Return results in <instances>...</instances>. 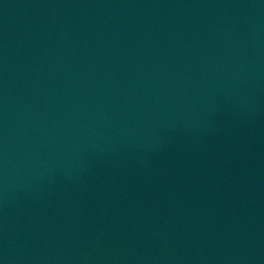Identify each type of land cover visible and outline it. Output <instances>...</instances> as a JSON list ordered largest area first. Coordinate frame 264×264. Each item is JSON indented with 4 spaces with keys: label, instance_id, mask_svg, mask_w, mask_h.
<instances>
[{
    "label": "water",
    "instance_id": "water-1",
    "mask_svg": "<svg viewBox=\"0 0 264 264\" xmlns=\"http://www.w3.org/2000/svg\"><path fill=\"white\" fill-rule=\"evenodd\" d=\"M0 264H264V0H0Z\"/></svg>",
    "mask_w": 264,
    "mask_h": 264
}]
</instances>
